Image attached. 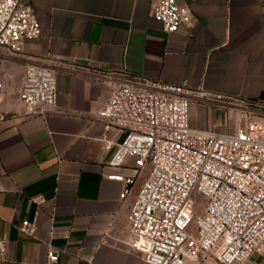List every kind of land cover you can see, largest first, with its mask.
Listing matches in <instances>:
<instances>
[{"label":"crops","instance_id":"0c3cea01","mask_svg":"<svg viewBox=\"0 0 264 264\" xmlns=\"http://www.w3.org/2000/svg\"><path fill=\"white\" fill-rule=\"evenodd\" d=\"M23 1L41 33L22 53L0 45V264H152L133 246L128 220L147 174L120 196L125 183L108 175L132 172L134 157L110 165L125 133L98 111L126 83L204 87L232 96L239 111L264 104V0H178L193 21L172 32L153 17L158 0ZM31 60L57 75L58 104L46 113L26 114L20 99ZM204 106L192 105V123L214 128ZM23 219L36 222L34 232L21 229Z\"/></svg>","mask_w":264,"mask_h":264},{"label":"built area","instance_id":"2783aa9c","mask_svg":"<svg viewBox=\"0 0 264 264\" xmlns=\"http://www.w3.org/2000/svg\"><path fill=\"white\" fill-rule=\"evenodd\" d=\"M153 17L168 32L193 21L191 8L178 0H158ZM40 33L32 4L0 0V45L22 53L25 39ZM152 84L118 85L98 111L108 129L125 133L110 165L134 157L132 172L108 175L125 183L120 196L127 198L138 176L147 174L128 213L133 246L152 264H195L202 254L223 264L262 262L264 104L247 101L242 109L249 119L232 131L200 127L191 120L194 103L229 104L232 96L186 83ZM58 95L54 68L46 60L28 61L20 89L25 113H46ZM195 191L205 196L196 218ZM43 200L42 194L31 197L38 205ZM35 225L23 219L21 229L34 232ZM6 253L7 239L0 237V258ZM59 257L49 247V261Z\"/></svg>","mask_w":264,"mask_h":264},{"label":"rangeland","instance_id":"374dc122","mask_svg":"<svg viewBox=\"0 0 264 264\" xmlns=\"http://www.w3.org/2000/svg\"><path fill=\"white\" fill-rule=\"evenodd\" d=\"M232 103V102H230ZM214 104V103H206L204 106L203 111H205V114L207 117L212 119V122L214 123V128H219L221 130H234L239 124H246L248 121L249 114L247 112H244L243 109L239 111V108H234V105L232 104ZM193 196L195 198L196 202V209H195V215L196 218L197 215L201 214L204 209V202L205 196L199 192H194ZM195 264H223L218 259L212 256H203V254L198 258L194 260ZM255 264H264V260L260 263Z\"/></svg>","mask_w":264,"mask_h":264}]
</instances>
